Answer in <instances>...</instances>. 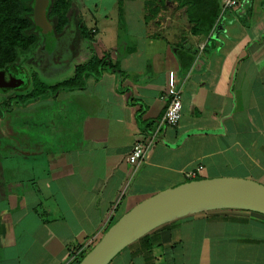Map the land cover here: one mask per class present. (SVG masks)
Masks as SVG:
<instances>
[{
	"label": "crops",
	"instance_id": "obj_1",
	"mask_svg": "<svg viewBox=\"0 0 264 264\" xmlns=\"http://www.w3.org/2000/svg\"><path fill=\"white\" fill-rule=\"evenodd\" d=\"M71 3L69 25L55 38L79 39L78 62L63 81L38 80L58 85L103 56L120 72L5 110L37 75L14 66L25 79L0 91V264H75L72 253L197 166L198 178L264 185V0L225 11L221 0ZM169 72L182 92L176 126L160 125ZM137 143L146 153L134 167L127 158ZM109 264H264V215L185 216Z\"/></svg>",
	"mask_w": 264,
	"mask_h": 264
},
{
	"label": "water",
	"instance_id": "obj_2",
	"mask_svg": "<svg viewBox=\"0 0 264 264\" xmlns=\"http://www.w3.org/2000/svg\"><path fill=\"white\" fill-rule=\"evenodd\" d=\"M47 0H34V18L45 22ZM25 79L14 66L0 71V86ZM232 209L264 215V185L248 179L218 177L186 181L133 206L114 221L77 264H109L125 247L149 231L179 218Z\"/></svg>",
	"mask_w": 264,
	"mask_h": 264
},
{
	"label": "trees",
	"instance_id": "obj_3",
	"mask_svg": "<svg viewBox=\"0 0 264 264\" xmlns=\"http://www.w3.org/2000/svg\"><path fill=\"white\" fill-rule=\"evenodd\" d=\"M33 4L34 0H0V71L16 67L18 50L26 51L36 43L35 31L38 29V23L34 18ZM70 6L71 0H51L50 2L46 16L48 21L54 25L53 32L56 36L61 35L69 25L67 15ZM81 32H83L82 29ZM106 70L120 72L103 56L94 57L89 63L76 66L71 79L52 87L44 85L36 76H33L31 91L8 98L2 106L5 110H9L15 104L23 105L40 96L54 94L60 89H81L88 76L92 75L97 79ZM21 84H17L15 87ZM10 89V87L0 86V91L8 92ZM82 257L83 255L80 258Z\"/></svg>",
	"mask_w": 264,
	"mask_h": 264
},
{
	"label": "rangeland",
	"instance_id": "obj_4",
	"mask_svg": "<svg viewBox=\"0 0 264 264\" xmlns=\"http://www.w3.org/2000/svg\"><path fill=\"white\" fill-rule=\"evenodd\" d=\"M50 2L51 0H47L45 7V22L37 25L38 29L35 31L36 43L26 51L18 50L16 64L22 66L25 71L27 70L30 76L33 69L36 68V76L40 81L47 85H54L71 76L74 70L73 64L78 62L77 58L80 57L82 49L79 39H71L68 34L62 36L61 39L55 38L54 25L48 21L46 16ZM73 8L74 6L71 3L68 14L73 13ZM43 64L47 65L46 70H42L44 69L42 68ZM27 82L25 87L19 89V93H26L32 87V79L30 77H28ZM87 250L85 249L75 262L79 261Z\"/></svg>",
	"mask_w": 264,
	"mask_h": 264
},
{
	"label": "built area",
	"instance_id": "obj_5",
	"mask_svg": "<svg viewBox=\"0 0 264 264\" xmlns=\"http://www.w3.org/2000/svg\"><path fill=\"white\" fill-rule=\"evenodd\" d=\"M239 0H221V10H232L237 7ZM167 98L168 103L163 113L160 125L176 126L181 119L182 115V92L178 82L174 79L173 72L168 73L167 80ZM146 150L141 143L135 144L127 158L130 165L137 167L139 163L144 159ZM203 168L197 166L194 169L185 171L184 177L190 181L195 180L201 174ZM89 246L85 245L79 248L75 253L70 255L72 260H76L80 254L87 249Z\"/></svg>",
	"mask_w": 264,
	"mask_h": 264
}]
</instances>
